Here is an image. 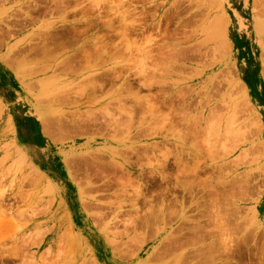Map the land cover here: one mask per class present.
Segmentation results:
<instances>
[{"label": "rangeland", "instance_id": "374dc122", "mask_svg": "<svg viewBox=\"0 0 264 264\" xmlns=\"http://www.w3.org/2000/svg\"><path fill=\"white\" fill-rule=\"evenodd\" d=\"M263 14L264 0H0V264H264ZM111 19L122 31L100 28ZM117 106L135 108L127 131Z\"/></svg>", "mask_w": 264, "mask_h": 264}, {"label": "bare ground", "instance_id": "6f19581e", "mask_svg": "<svg viewBox=\"0 0 264 264\" xmlns=\"http://www.w3.org/2000/svg\"><path fill=\"white\" fill-rule=\"evenodd\" d=\"M95 2H96V1H95ZM255 2H256V1H255ZM258 2H259V1H258ZM96 3H98V2H96ZM256 5H257V4H256ZM78 7H79V6H78ZM102 9H103V8H102ZM99 10H101L100 7H99ZM108 10H109V9H108ZM117 10H118V8H117ZM65 11H66V10H65ZM98 12H99V11H98ZM262 13H263V12H262ZM221 14H222V13H221ZM223 14H224V13H223ZM99 15H100V13H99ZM111 15H112V14H111ZM263 15H264V14H263ZM220 16H222V15H220ZM133 17H134V16H133ZM98 18H99V17H98ZM224 19H225V18H224ZM224 19L222 20L223 22L226 21V20L224 21ZM114 20H115V19H111L110 21H109V20H108V21L106 20V22H102V25L100 26V28H101V27H104V28H107V29H109V30H113V31H115V30H119V29H120L119 27H118V29H116L115 21H114ZM96 21H97V20H96ZM222 21H221V23H223ZM89 22H90V21H89ZM120 22H122V23L124 24V25H123L124 27H122V28H124L123 30L125 31V32L123 31V32H124V33H123V34H124V35H123V38H124V37H125V33H128V31H126L125 29H126V28L128 29V28H130V27L135 26V25H134L135 21H134L132 24L130 23L131 25H130V24L128 25V24H126V18H125V16L122 15V16L120 17ZM161 22H162V21H161ZM219 22H220V20H219ZM92 23H93V21H92ZM138 23H139V22H138ZM169 23H170V22H169ZM95 24H96L97 27L99 28V25H98L99 22H97V23L95 22L94 25H95ZM118 24H120V23L118 22ZM215 24H217V21H216ZM218 24H219V23H218ZM94 25H93V26H94ZM210 25H211V24H210ZM213 25H214V24H213ZM223 25H224V24H223ZM223 25L221 24L220 26H223ZM157 26H158V24H157ZM211 26H212V25H211ZM220 26H218V27L220 28ZM120 27H121V25H120ZM138 27H139V26H138ZM140 27H141V26H140ZM143 27H144V26H143ZM145 28H146V27H145ZM145 28H144V29H145ZM222 28H223V27H222ZM134 29H135V30H138L137 27H135ZM140 29H141V28H140ZM157 29H158V27H157ZM120 30H121V29H120ZM120 30H119V31H120ZM142 30H143V29H142ZM225 30H226V29H225ZM119 31H118V32H119ZM121 31H122V30H121ZM160 31H161V30H160ZM140 32H141V31H140ZM216 32H217V31H216ZM219 32H220V31H219ZM219 32H218V33H219ZM223 32H224V31H223ZM213 33H214L213 35L216 34L215 32H213ZM141 34H142V33H141ZM209 34H210V33H209ZM211 34H212V33H211ZM149 35H150V34H149ZM207 35H208V34H207ZM126 36H127V35H126ZM165 36H166V35H165ZM211 36H212V35H211ZM120 37H121V36H120ZM127 37L129 38V36H127ZM151 37H152V36L150 35V39L148 40V38H149V36H148V38L145 39V40L148 41V42L151 40V42H152V38H151ZM166 37H167V36H166ZM212 37H213V36H212ZM218 37H219V35H218ZM222 37H223V36H222ZM118 38H119V36H118ZM123 38L121 37V39H123ZM128 38H126V37L124 38V39H125V42H126V40H127ZM130 38H131V37H130ZM203 38H204V37H203ZM208 38H209V37H208ZM213 38H215V37H213ZM124 39H123V40H124ZM132 39H133V37H132ZM206 39H207V37H206ZM216 39H217V38H216ZM94 40H95V39H94ZM118 40H119V39H118ZM153 40H154V39H153ZM165 40H166V39H164V41H165ZM202 40H203V39H202ZM207 40H208V39H207ZM225 40H226V39H225ZM92 41H93V40H92ZM96 41H97V40H96ZM119 41H121V40H119ZM128 41H129V40H128ZM210 41H211V40H210ZM219 41H221V40H219ZM130 42H131V41H130ZM206 42H207V41H206ZM222 42H223V40H222ZM123 43H124V42H123ZM164 43H165V42H164ZM132 44H133V43H132ZM153 44H155V43H153ZM157 44H158V43H157ZM221 44H222V43H221ZM95 45H96V44H95ZM95 45H94V46H95ZM155 45H156V44H155ZM155 45H154V46H155ZM162 45H163V43H162ZM219 45H220V43H219ZM219 45H217V46H219ZM115 46H116V45H115ZM121 46H122V45H121ZM125 46H126V44H125ZM149 46H150V45H149ZM159 46H161V44H160ZM223 46H224V45H223ZM223 46H222V47H223ZM151 47H152V46H151ZM214 47H215V46H214ZM220 47H221V46H220ZM225 47H226V46H225ZM115 48H116V47H115ZM117 48H118V47H117ZM156 48H157V47H156ZM160 48H161V47H160ZM165 48H166V47H165ZM168 48H169V47H168ZM223 48H224V47H223ZM124 49H125V48H124ZM115 50H116V49H115ZM121 50H122V49H121ZM148 50H149V49H148ZM148 50H147V52L144 51V52H145V54H144L145 56H149V55H151V54H149L150 52H148ZM193 50H194V49H193ZM217 50L219 51L218 48H217ZM227 50H228V48H227ZM194 51H195V50H194ZM198 51H199V50H198ZM221 51H222V48H221ZM225 51H226V50H225ZM117 52H118V51H117ZM192 52H193V51H192ZM98 53H99V52H98ZM146 53H147V54H146ZM151 53H152V51H151ZM171 53H172V52H171ZM221 53H222V52H221ZM82 54H83V53H82ZM87 54H88V53H87ZM153 54H154V53H153ZM153 54H152V55H153ZM219 54H220V53H219ZM126 55H127V53H126ZM152 55H151V57H152ZM188 55H189V52H187V49H185V47H184L181 51H177L176 62L178 61L177 58H179V56H182V57L185 59ZM131 56H132V55H131ZM167 56H168V55H167ZM171 56H172V55H171ZM221 56H222V55H221ZM113 58H114V57H113ZM136 58H137V57H136ZM170 58H171V57H170ZM174 58H175V57H174ZM84 59H85V58H84ZM89 59H90V58H89ZM129 59H130V58H129ZM154 59H155V58H154ZM93 60H94V59H93ZM87 61H88V60H87ZM108 61H109V60H108ZM128 61H129V60H128ZM212 61H213V60H212ZM115 62H116V61H115ZM154 62H155V61H154ZM161 62H162V61H161ZM167 62H168V61H167ZM156 63H157V62H156ZM170 63H171V62H170ZM256 63L258 64V62H256ZM144 64H145V63H144ZM144 64H143V65H144ZM158 64H159V63H157V65H158ZM257 64H256L255 67H257ZM98 65H99V64H98ZM157 65H156V67H157ZM162 65H163V64H162ZM34 66H35V65H34ZM34 66H33V67H34ZM45 66H46V65H45ZM87 66H88V65H87ZM131 66H132V64H131ZM154 66H155V65H154ZM154 66H153V67H154ZM42 67H43V66H42ZM85 67H86V66H85ZM156 67H155V68H156ZM129 68H130V67H129ZM155 68H154V69H155ZM161 68H162V67H161ZM161 68H160V69H161ZM167 68H168V67H167ZM44 69H45V68H44ZM46 69H47V67H46ZM150 69H151V68H150ZM160 69H159V70H160ZM163 69H164V68H163ZM170 69H171V68H170ZM255 69H256V68H255ZM144 70H145V69H144ZM144 70H141V71H142L141 73H143V72L145 73V71L147 72V70H145V71H144ZM156 70H157V69H156ZM40 71L42 72L41 69H40ZM157 71H158V70H157ZM255 71H256V70H255ZM34 72H35V71H34ZM32 73H33V72H32ZM119 73H120V72H119ZM132 73H133V72H132ZM144 73H143V74H144ZM149 74H150V73H149ZM152 74H153V73H152ZM166 74H167V73H166ZM118 75H119V74H118ZM136 75H137V74H136ZM89 76H90V75H89ZM146 76H147V75H146ZM146 76H145V77H146ZM168 76H169V75H168ZM117 77H118V76H117ZM87 80H88V79H87ZM144 80H145V78H144ZM161 80H162V79H161ZM92 81H93V80H92ZM94 81H95V80H94ZM162 81H163V80H162ZM157 82H158V81H157ZM157 82H156V83H157ZM96 83H98V82H96ZM99 83H100V82H99ZM122 83H123V82H122ZM141 84H143V87H145V86H144V85H145L144 83L141 82ZM159 84H160V82H159ZM161 84H162V83H161ZM146 85L149 86L150 83H149V84L147 83ZM151 85H152V84H151ZM155 85H156V84H155ZM92 86H94V85H92ZM239 86L241 87V85H239ZM85 87H86V86H85ZM120 87H121V86H120ZM149 87H151V86H149ZM242 87H245V85L242 86ZM192 89H193V88H192ZM81 90H82V89H81ZM119 91H120V90H119ZM119 91H118V92H119ZM165 91H166V90H165ZM110 92H111V91H110ZM179 92H180V91H179ZM250 92L252 93L251 90H250ZM59 93H60V92H59ZM116 93H117V92H116ZM253 93H255V95L253 94V96H255L254 98H255V99L258 101V103H259V105H258L259 107L257 108V112H258V111L260 112L261 107H262V100H263L262 91L259 93V90H258V89H255V91L253 90ZM105 94H106V93H105ZM179 94H180V93H179ZM128 95H129V94H128ZM134 95H135V94H134ZM185 95H186V94H185ZM191 95H192V93H191ZM191 95H190V96H191ZM251 95H252V94H251ZM129 96H130V95H129ZM144 96H145V95H144ZM164 96H165V95H164ZM164 96H163V97H164ZM55 97H56V96H55ZM81 97H82V96H81ZM168 97H169V96H168ZM177 97H179V96H177ZM188 97H189V96H188ZM145 98H146V97H145ZM145 98H144V99H145ZM247 98H248V97H247ZM251 98H252V97H251ZM94 99H95V98H94ZM176 99H177V98H176ZM54 100H55V99H54ZM115 100H116V99H115ZM118 100H119V99H118ZM137 100H138V101H137ZM145 100H147V102H148L149 104H150V103H154V104H151V106H152V110H153L154 107H155V108L157 107V106L155 105V102H154V101H153V102H149V101H150V98H147V99H145ZM245 100H246V99H245ZM42 101H43V100H42ZM119 101H120V100H119ZM136 101H137V102H136L137 105L140 106L142 99H141V98H138V99H136ZM161 101H162V100H161ZM40 102H41V101H40ZM93 102H94V101H93ZM122 102H123V101H122ZM145 102H146V101H145ZM211 102H212V101H211ZM211 102H210V104H211ZM247 102H248V101H247ZM148 103H147V104H148ZM186 103H187V102H186ZM156 104H157V103H156ZM158 104H159V103H158ZM172 104H173V103H172ZM172 104H171V105H172ZM210 104H208V106H210ZM247 105H248V104H247ZM249 105H250V104H249ZM249 105H248V107H249ZM147 106H148V105H147ZM159 106H160V105H159ZM263 106H264V105H263ZM117 107H118V109H121V108L123 107L122 110H120V111H121V112L123 111V113H124V111H125L126 114H129V119L126 120L127 124L125 123L124 120H123L124 122L122 121V123H125L124 127H125V130L127 131V129H130V128L133 126L131 122H133V119H134V113H135L134 111H135V108H134V107H131L130 110H128V108L125 109L126 107L124 108V106H122L121 108H119L120 106H117ZM252 107H253V106H252ZM253 108H254V107H253ZM88 109H89V108H88ZM156 109H157V108H156ZM157 110H159V109H157ZM186 110H187V109H186ZM211 110H212V109H211ZM103 111H104V110H103ZM118 111H119V110H118ZM120 111H119V112H120ZM199 111H200V110H199ZM128 112H130V113H128ZM141 112H142V111H141ZM143 112H144V111H143ZM209 112H210V110H209ZM102 113H103V112H102ZM105 113H106V112H105ZM105 113H104V114H105ZM131 113H132V114H131ZM144 113H145V112H144ZM147 113H148V112H147ZM185 113H186V112H185ZM118 114H119V116H120V113H118ZM141 114H142V113H141ZM141 114H140V115H141ZM159 115H160V113H159ZM162 115H164V114H162ZM171 115H172V114H171ZM258 115H259V113H258ZM260 115H261V113H260ZM127 116H128V115H127ZM157 116H158V115H157ZM198 116H199V115H198ZM84 117H85V116H84ZM89 117H90V116H89ZM143 117H144V116H143ZM165 117H166V116H165ZM169 117H170V116H169ZM222 117H223V116H222ZM257 117L259 118V116H257ZM260 117H261V116H260ZM49 118H50V117H49ZM49 118H47V120H48ZM102 118H103V117H102ZM127 118H128V117H127ZM144 118H146V117H144ZM172 118H173V117H172ZM195 118H196V117H194L193 119H195ZM232 118H233V117H232ZM50 119H51V118H50ZM50 119H49V120H50ZM109 119H111V118H109ZM140 119H141V118H140ZM147 119H148V118H147ZM226 119H227V118H226ZM58 120H61V119H58ZM115 120H116V119H115ZM141 120H142V119H141ZM187 120H188V119H187ZM190 120L193 121V122H196V121H195L196 119H195V120L190 119ZM190 120H188V122H189ZM198 120H199V119H198ZM232 120H233V119H232ZM259 120H260V119H259ZM51 121H52V120H51ZM120 121H121V120H120ZM120 121H119V122H120ZM181 121H182V120H181ZM227 121H229V120H227ZM58 122H59V121H58ZM110 122H111V121H110ZM171 122H172V121H171ZM193 122H190V123H193ZM52 123H53V122H52ZM114 123H117V122L114 121V122H113V125H114ZM120 123H121V122H120ZM122 123H121V124H122ZM129 123H131V124H129ZM140 123H141V122H140ZM196 123H197V122H196ZM108 124H109V123H108ZM117 124H118V123H117ZM50 125H52V124H50ZM115 125H116V124H115ZM122 125H123V124H122ZM140 125H141V124H140ZM171 125H172V124H171ZM58 126H59V125H58ZM225 126H226V124H225ZM261 126H262V125H261ZM261 126H260V127H261ZM48 127H49V126H48ZM114 127H115V130H117V129H116L117 127H116V126H114ZM148 127H149V126H148ZM257 127L259 128V126H257ZM64 128H65V127H64ZM111 128L113 129V127H111ZM126 128H127V129H126ZM145 128H146V127H145ZM224 128H225V127H224ZM230 128H231V127H230ZM230 128H229L228 130H231ZM61 130H62V129H61ZM118 130H120V129H118ZM118 130H117V131H118ZM122 130H124V128H122ZM195 130H196V129H195ZM58 131H59V130H58ZM230 132H231V131H230ZM61 133H62V132H61ZM116 133H117V132H116ZM192 133H194V132H192ZM195 133H196V132H195ZM226 133H227V132H226ZM59 134H60V133H59ZM66 134H67V133H66ZM184 134H185V133H184ZM227 134H228V133H227ZM233 134H234V133H233ZM115 135H116V134H115ZM202 135H203V134H202ZM225 135H226V134H225ZM109 136H110V135H109ZM226 136H229V135H226ZM231 136H232V134H231ZM107 137H108V136H107ZM129 137H130V136H129ZM225 138H226V137H225ZM226 139H227V138H226ZM126 140H127V139H126ZM13 143H14V142H13ZM111 147H112V146H111ZM129 148H130V147H129ZM129 148H128V149H129ZM133 148H134L136 151L139 150V149H137L136 147H133ZM133 148H132V149H133ZM144 148H145V146H144ZM130 149H131V148H130ZM134 149H133V150H134ZM145 149L147 150L148 148H145ZM119 150H120V149H119ZM143 150H144V149H143ZM15 151L17 152V150H15ZM125 151H126V150H125ZM18 152H19V150H18ZM110 152H111V151H110ZM127 152H129V151H127ZM134 152H135V151H134ZM140 152H142V153L144 154L145 151L143 152V151L139 150V153H140ZM147 152H148V150H147ZM136 153H137V154H134V155H136V156H137V155L139 156L140 154H142V153L138 154V152H136ZM18 154H19V153H18ZM132 154H133V152H132ZM145 154H146V153H145ZM20 155H22V154H20ZM97 155H98V154H97ZM195 155H196V154H195ZM22 156H23V155H22ZM95 156H96V155H95ZM102 156H103V155H102ZM140 156H141V155H140ZM140 156H139V157H140ZM148 156H149V155H148ZM24 157H25V156L21 157L22 159H21V158H19V159H20V160H23ZM98 157H99V156H98ZM126 157H127V156H126ZM145 157H146V156H145ZM136 158H138V157H136ZM92 159H93V158H92ZM138 159H139V158H138ZM180 159H181V158H180ZM25 160H26V158H25ZM84 160H85V159H84ZM139 160H140V159H139ZM147 160H148V159H147ZM160 160H161V159H160ZM163 160H164V159H163ZM165 160H166V159H165ZM26 161H27V160H26ZM134 161H136V162H140V161H137V159H135ZM181 161H182V160H181ZM183 161H184V160H183ZM22 162H24V161H22ZM88 162H89V161H88ZM125 162L128 163V164H130L131 161H127V159H126ZM176 162L179 163V161H177V160H176ZM112 163H113V162H111V165H112ZM117 163H118V162L114 163V165H116L117 169L120 168V170H122L125 174H126V173L128 174V172H130V171L127 172L128 169L126 168L127 166L125 167L124 163L121 164V163L119 162V163L121 164V165L119 164L120 166H118ZM150 163H151V162H150ZM163 163H164V162H163ZM193 163H195V164L193 165L192 168H190L189 172H190V174H192V175H194V176H198V175H199V169H200L199 166H200V165L198 166V165L196 164V162H193ZM28 164H30L29 161H28ZM133 164H134V163H133ZM137 164H138V163H135V166H137ZM130 165H131V164H130ZM152 165H153V164H152ZM154 165H155V164H154ZM162 165H163V164H162ZM179 165H180V164H179ZM179 165L177 164V166H179ZM181 165H182V164H181ZM181 165L179 166V168L181 167ZM30 166H32V165H30ZM112 166H113V165H112ZM132 166H134V165H132ZM138 166H139V165H138ZM158 166H159V165H158ZM165 166H166V165H165ZM167 166H168V165H167ZM17 167H19V166H17ZM33 167H34V166H33ZM140 167H141V166H140ZM154 167H155V166H154ZM184 167H185V166H184ZM184 167H183V168H184ZM152 168H153V167H152ZM163 168L166 169L165 167H163ZM186 168H187V167H186ZM35 169H36V168H35ZM164 169H163V170H164ZM181 169H182V168H181ZM125 171H126V172H125ZM178 171H179V170H178ZM186 171H187V170H186ZM153 172H154V171H153ZM158 172H159V171H158ZM182 172H183V171H182ZM182 172H180V173L182 174ZM184 172H185V171H184ZM184 172H183V174L187 173V172H185V173H184ZM178 173H179V172H178ZM102 174H103V173H102ZM127 174H126V175H127ZM129 174H130V173H129ZM151 174H152V172H151ZM159 174H160V173H159ZM164 175H165V174H164ZM164 175H162V176H163V177H162L163 179L166 178V176H164ZM40 176H41V175H40ZM129 176H130V175H129ZM175 177H176V176H175ZM128 178H129V177H128ZM177 179H178V177H177ZM186 179H187V178H186ZM130 180H131V179H130ZM231 180H232V179H231ZM121 181H122V180H121ZM176 181H177V180H176ZM205 181L207 182V181H209V180H205ZM229 181H230V180H229ZM229 181L227 180L226 185L229 183ZM128 182H129V181H128ZM230 182H231V181H230ZM232 182H233V181H232ZM179 183H180V182H179ZM183 183H184V182H183ZM194 183H195V182H194ZM219 183H220V182H219ZM124 184H125V183H124ZM128 184H130V183H128ZM128 184H127V186H128ZM181 184H182V183H181ZM202 184H203V183H202ZM221 184H222V183H221ZM224 184H225V183H224ZM224 184H223V185H224ZM230 184H232V183H230ZM186 185H187V183H186ZM198 185H199V184H198ZM123 186H124V185H123ZM125 186H126V185H125ZM134 186H135V185H134ZM137 186H138V185H137ZM141 186H142V185H141ZM183 186H184V185H183ZM183 186H182V187H183ZM200 186H201V185H200ZM224 186H225V185H224ZM174 187H175V186H174ZM189 187H190V190H193V186H192L191 184L189 185ZM137 188H138V187H137ZM137 188H136V189H137ZM139 188H140V187H139ZM123 189H124V187H123ZM184 189H185V188H184ZM202 189H203V188H202ZM213 189H214V188H213ZM139 191H140V190H139ZM214 191H216V190H214ZM245 191H247V190H245ZM227 194H228V193H227ZM172 195H173V194H172ZM224 196H225V195H224ZM224 196H223V197H224ZM217 197H218V196H217ZM234 198H235V197H234ZM214 199H215V198H214ZM225 199H226V198H225ZM216 200H217V199H216ZM232 202H233V201H232ZM208 203H209V202H208ZM214 203H215V200H214ZM217 204H218V203H217ZM163 205H164V204H163ZM233 209H234V208H233ZM159 210H160V209H159ZM159 210H158V213H160ZM151 211H152V210H151ZM162 211H164V210H162ZM230 212H231V211H230ZM171 213H172V211H171ZM220 213H222V212H220ZM227 213H228V212H227ZM151 214H152V213H151ZM151 214H148V215H151ZM153 214H154V213H153ZM162 214H163V213H161V216H162ZM166 214H167V213H166ZM171 215H172V214H171ZM218 215H219V214H217L216 216L218 217ZM151 216H152V215H151ZM155 216H158V215H155ZM159 216H160V215H159ZM159 216H158V217H159ZM210 216H211V215H210ZM223 216H224V215H223ZM148 217L151 218L150 216H148ZM165 217H166V216H165ZM220 217H221V216H220ZM224 217H225V216H224ZM145 218H146V217H145ZM149 218H148V219H149ZM154 218H155V217H154ZM156 218H157V217H156ZM233 218H234V217H233ZM159 219H160V218H159ZM141 220L143 221V219H141ZM146 220H147V219H146ZM150 220H152V219H150ZM150 220H149V221H150ZM153 220H154V219H153ZM220 221H221V220H220ZM218 224L220 225V223H218ZM218 224H217V227H219ZM215 225H216V224H215ZM141 226H142V225H141ZM201 226H202V224H201ZM192 227H193V226H192ZM192 227H191V228H192ZM194 227H196V228L198 229L199 226H194ZM194 227H193V228H194ZM221 227H222V225H221ZM180 228H181V227H180ZM193 228H192V229H193ZM196 228H194V229L196 230ZM200 228L203 229V227H200ZM219 228H220V227H219ZM226 228H227V227H226ZM183 229H184V227H183ZM185 229H186V230H189L190 228L188 229V228L186 227ZM201 229L199 230V231H200L199 233H201V231H202ZM209 229H210V228H209ZM221 229H222V228H221ZM207 230H208V229H207ZM190 231H191V230H190ZM220 231H222V230H220ZM225 231H226V230H225ZM196 232H197V231H196ZM204 232H205V231H204ZM223 232H224V231H223ZM202 233H203V232H202ZM227 233H228V232H227ZM170 234H171V233H170ZM180 234H181V233H180ZM204 234H205V233H204ZM220 235H221V234H220ZM220 235H219V236H220ZM224 235H225V234H224ZM234 235H235V234H234ZM201 236H202V234H201ZM204 236H205V235H204ZM227 236H228V235H227ZM231 236H232V235H231ZM220 237H221V236H220ZM223 237H224V236H223ZM178 238H179V237H178ZM186 238H188V236H187ZM193 238H194V237H193ZM198 238H199V237H198ZM198 238H197V239H198ZM182 239H183V237H182ZM221 239H222V238H221ZM226 240H227L226 237H225V239L222 240L223 245H224V248H225V245L227 246V248L230 246V245L228 246V244L225 243ZM228 240H229V239H228ZM228 240H227V241H228ZM178 241H180V239H179ZM195 241H197V240H195ZM230 242H231V240H230ZM175 243H176V242H175ZM177 243H178V242H177ZM185 243H187V242H185ZM197 243H198V242H197ZM197 243H196V244H197ZM199 243H200V242H199ZM220 243H221V242H220ZM228 243H229V242H228ZM179 244H180V242H179ZM229 244H230V243H229ZM213 248H215V247H213ZM213 248H212V249H213ZM224 248H223V249H224ZM229 248H230V247H229ZM231 248H232V247H231ZM209 249H210V248H209ZM226 250H227V249H226ZM228 250H229V249H228ZM229 251H230V250H229ZM229 251H228V252H229ZM212 252H213V251H212ZM224 253H225V252H224ZM226 253H227V251H226ZM230 253H231V252H230ZM172 254H173V253H172ZM193 255H194V253H193ZM229 255H230V254H229ZM209 256H210V255H209ZM211 256H212V254H211ZM211 256H210V257H211ZM181 257H182V256H181ZM206 257H207V256H206ZM206 257H205V258H206ZM210 257H209V258H210ZM183 258H184V257H183ZM186 258H187V257L185 256V258H184L185 261H186ZM214 258H215V257H214ZM174 259H175V258H174ZM177 259H178V258H177ZM191 259H192V258H191ZM182 260H183V259H182ZM187 260H188V259H187ZM174 261H175V260H174ZM205 261H207V260H205ZM205 261H204V262H205ZM214 261H215V260H214ZM188 262H189V261H188Z\"/></svg>", "mask_w": 264, "mask_h": 264}, {"label": "crops", "instance_id": "0c3cea01", "mask_svg": "<svg viewBox=\"0 0 264 264\" xmlns=\"http://www.w3.org/2000/svg\"><path fill=\"white\" fill-rule=\"evenodd\" d=\"M27 140H29V139H27ZM29 142H30L31 144H34V145H35V143H34L33 141L29 140ZM41 147H42V146H41ZM42 148H45V147H42Z\"/></svg>", "mask_w": 264, "mask_h": 264}]
</instances>
